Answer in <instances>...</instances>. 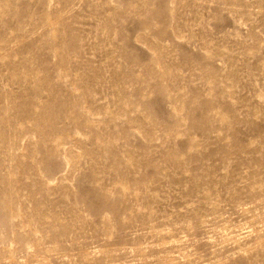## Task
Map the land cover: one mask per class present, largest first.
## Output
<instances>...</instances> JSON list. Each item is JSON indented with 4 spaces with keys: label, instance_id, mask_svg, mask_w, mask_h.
<instances>
[{
    "label": "rangeland",
    "instance_id": "1",
    "mask_svg": "<svg viewBox=\"0 0 264 264\" xmlns=\"http://www.w3.org/2000/svg\"><path fill=\"white\" fill-rule=\"evenodd\" d=\"M0 264H264V0H0Z\"/></svg>",
    "mask_w": 264,
    "mask_h": 264
}]
</instances>
